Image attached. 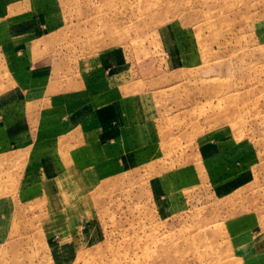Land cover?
Listing matches in <instances>:
<instances>
[{"label": "rangeland", "instance_id": "1", "mask_svg": "<svg viewBox=\"0 0 264 264\" xmlns=\"http://www.w3.org/2000/svg\"><path fill=\"white\" fill-rule=\"evenodd\" d=\"M0 264H264V0H0Z\"/></svg>", "mask_w": 264, "mask_h": 264}, {"label": "crops", "instance_id": "2", "mask_svg": "<svg viewBox=\"0 0 264 264\" xmlns=\"http://www.w3.org/2000/svg\"><path fill=\"white\" fill-rule=\"evenodd\" d=\"M1 125H2V122H1ZM7 136H8V134H7ZM35 137H36V136H35ZM3 139H4V138H3ZM7 140H8V141H7V146L11 148V151L14 152L15 150H18V149H19V148L13 146V144H12V143H14L13 138H12V139H7ZM13 149H14V150H13ZM32 172H33V171H32ZM32 172L30 173V175L34 177V174H33ZM24 173H25V171H24ZM24 177H25V176H24V174H23V181H22V182H23V186L26 185V183H25V178H24ZM37 178L40 179V178H41L40 175H37ZM54 178H56V177L54 176ZM44 183H45V182H44ZM36 186H37L36 188H40V184H36ZM49 191H50V190H49ZM23 193H25V190L23 191ZM47 193H48V189H47Z\"/></svg>", "mask_w": 264, "mask_h": 264}]
</instances>
